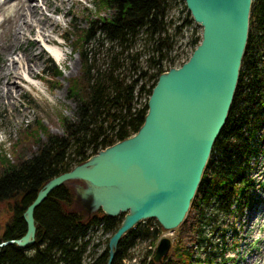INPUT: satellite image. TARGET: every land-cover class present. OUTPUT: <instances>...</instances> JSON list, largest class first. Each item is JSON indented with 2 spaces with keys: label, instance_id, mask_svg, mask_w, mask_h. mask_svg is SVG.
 <instances>
[{
  "label": "trees",
  "instance_id": "trees-1",
  "mask_svg": "<svg viewBox=\"0 0 264 264\" xmlns=\"http://www.w3.org/2000/svg\"><path fill=\"white\" fill-rule=\"evenodd\" d=\"M102 3L112 11L111 15H97L95 21L91 19L75 41L77 44L74 48L77 49L79 45L78 49H83L78 50L82 56L80 74L71 80L68 87L69 98L76 103L74 115L61 118V134L48 132L39 117L26 123L21 135H35L34 144L37 143L29 156L25 154L26 150L16 160H10L6 154L0 153V202L14 201L11 214L0 225V242L18 239L25 233L23 213L49 179L132 135L144 122L148 97L158 75L164 71L160 63L163 55L160 54L154 62L158 64L155 72L147 74V71H140L131 82L125 83L95 71L88 46L93 41L99 43V33L114 39L144 29L151 36L156 34L158 44H165L169 49L167 37L161 35L166 31L167 0H102ZM191 21L186 19L183 25ZM200 39L201 36L195 39L194 48ZM57 67L53 65L54 74L60 72ZM145 75L153 79L148 88H145L144 82L139 84L141 76ZM106 78L109 79L108 86L103 85ZM135 85H138L139 92L147 90L148 96L141 107L134 104ZM262 127L264 0H252L234 95L190 201L192 213L189 216L186 214L178 228L176 243L170 246L169 255L163 260H149V253H144L137 263L128 264H226L216 260L224 256L223 250L227 244L224 228L230 225L226 220L234 203L238 210L247 202L249 157L259 144H264ZM41 130L44 139L39 136ZM70 196L64 184L54 188L34 210V242L26 247L14 242L0 246V264H83L82 254L88 244L85 236L90 228L100 226L113 233L123 213L110 216L98 212L84 220L78 213L63 209ZM162 230L154 219L137 223L118 241L110 264H124L123 259L133 257L130 250L137 239H148L153 243ZM108 255V246H105L88 264H106Z\"/></svg>",
  "mask_w": 264,
  "mask_h": 264
},
{
  "label": "water",
  "instance_id": "water-1",
  "mask_svg": "<svg viewBox=\"0 0 264 264\" xmlns=\"http://www.w3.org/2000/svg\"><path fill=\"white\" fill-rule=\"evenodd\" d=\"M184 1L202 27L201 39L186 61L158 75L137 134L49 179L23 213L25 233L0 246L7 242L20 247L33 243L35 207L70 178L99 186L122 181L131 184L127 191L108 197L85 198L77 188L84 201L97 198L110 216L126 212L109 239L106 264L111 263L121 235L138 220L154 217L171 230L182 222L234 95L252 0ZM103 155L110 158L97 159ZM169 247V239L162 237L154 260L160 261Z\"/></svg>",
  "mask_w": 264,
  "mask_h": 264
},
{
  "label": "rangeland",
  "instance_id": "rangeland-1",
  "mask_svg": "<svg viewBox=\"0 0 264 264\" xmlns=\"http://www.w3.org/2000/svg\"><path fill=\"white\" fill-rule=\"evenodd\" d=\"M48 1L49 3H45L44 6L41 0L32 2L39 3V12H31L30 7L26 5L20 7L22 0L0 2V71L6 70V65L13 58L17 60L14 65L19 70H22V65H25V71L27 67L33 69L30 79L22 78L17 86L9 88V96L2 95V90H0V153L6 154L10 160H16L17 156L26 150L28 151L25 154L29 156L31 151L36 149L35 135L26 137L21 135L25 124L34 118H41L48 132L61 134V118L63 116L72 117L76 109L75 101L69 98L68 87L71 80L78 78L80 74L82 56L78 50L83 48L78 49L80 46L77 45L75 49L77 44L75 41L91 19L95 21L97 15L108 17L112 12L105 5L102 6V0ZM167 3L164 23L166 31L161 35L165 34L163 37H167L166 41L170 43L169 49L165 44H158L156 34L151 36L144 29H138L128 36L124 35L114 39L99 33L97 35L99 43L93 41L88 46L94 70L118 78L121 82L129 83L140 71H147V74L155 72L158 64L154 62L159 59L160 54L163 55L160 63L164 71L186 61L194 49L195 39L201 36L202 27L194 21L184 0H167ZM40 4L42 8L39 7ZM21 11L25 13V20L22 19ZM46 18L53 21L48 23ZM186 19L192 21L190 24L183 25ZM38 20L41 23L38 24ZM23 21L26 23L24 24ZM42 29L50 34L53 43L61 47L63 53L60 59H55L38 42L37 31ZM14 31L16 37L13 35ZM73 39L75 40L72 43ZM54 64L60 69V72H55L57 75L52 69ZM15 80L19 79L15 78ZM108 80V78L104 80V86H108ZM140 80L139 84L144 82L145 88L153 82L148 75L141 76ZM0 87L5 88L1 83ZM138 89V85H135L134 104L141 107L148 95L147 90L139 92ZM39 136L44 139L42 130ZM18 139L19 141L15 144L14 142ZM18 143L20 144L17 145ZM90 157L91 155L87 160ZM62 184L71 195L69 202L63 204L64 210L76 212L84 220L92 218L98 212L105 214L97 198L93 197L85 201L82 199L77 188L86 186L83 180L70 178ZM13 203V200L0 202V225H3L11 214ZM191 213L192 208H189L187 216ZM231 219L232 217L226 222L228 223ZM122 221L123 217L117 228ZM181 223L173 230L158 233L153 243L148 239L136 240L130 250L133 257L123 259L124 264L137 263L143 258L144 253L152 256L156 244L162 237L168 238L172 247L176 243L177 231ZM240 225L243 228L237 230V233L229 232L228 245L233 247L228 250V255L237 258V264H264V216L261 220L250 218L249 222L245 220L242 223L241 221ZM112 234L100 226L90 228L85 236L88 244L82 254L83 264L91 262V258L93 259L105 246H108ZM171 247L165 256L169 255Z\"/></svg>",
  "mask_w": 264,
  "mask_h": 264
},
{
  "label": "bare ground",
  "instance_id": "bare-ground-1",
  "mask_svg": "<svg viewBox=\"0 0 264 264\" xmlns=\"http://www.w3.org/2000/svg\"><path fill=\"white\" fill-rule=\"evenodd\" d=\"M33 1H35V0H22V3L20 5V7H22L23 5H26L27 7H30V11L31 12H36V11L39 12V10H38V4L39 3L38 2L32 3ZM0 2H1V0H0ZM41 2L43 4V6L45 5V3H47V4L49 3L48 0H41ZM39 7L42 8V5L40 4ZM21 15H22V19L25 20L24 19L25 18V13L23 11H21ZM46 21L48 23L49 22L51 23V21H53V20L46 18ZM23 23L25 24L26 21H23ZM39 23H41L40 20H38V24ZM13 35H14V37H16L15 31L13 32ZM37 40L40 43V45L42 47H44L48 52H50L55 59H60L62 57V53L63 52L61 50V47L59 45H57V44L52 42V40L50 38V34H47L46 30L42 29V30H38L37 31ZM16 61L17 60H15V58H13L6 65V70L0 71V74H1L0 75V83H1V85L5 86V88L4 87H0V90H2V95H4V96H6V94H7V96H9V94H10V89L9 88L12 87V86H17L18 83H20L22 78L27 79L29 77H32L33 69H31L30 67H27V70L25 71V68H24L25 65L24 66L22 65V67H21L22 70H19L17 68V66L14 65L16 63ZM15 78H18L19 80H15ZM134 133H133V135H136L137 131H136L135 134ZM107 158L108 159L110 158L109 155H103V156L98 157L97 159L107 160ZM86 186L78 187V191L82 194L83 197L88 198L89 195H92V196H95V197L112 196V194H114L115 192L127 191L128 188L131 186V184H130V182L122 181L119 184L112 185V186H99V185H95V184H93V183H91L89 181H86ZM37 193H36V195H37ZM33 217H34V212H33ZM167 219L169 220V218H167Z\"/></svg>",
  "mask_w": 264,
  "mask_h": 264
}]
</instances>
